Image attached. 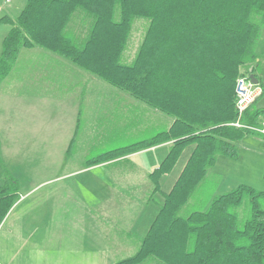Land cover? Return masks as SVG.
I'll return each mask as SVG.
<instances>
[{
    "label": "trees",
    "instance_id": "trees-1",
    "mask_svg": "<svg viewBox=\"0 0 264 264\" xmlns=\"http://www.w3.org/2000/svg\"><path fill=\"white\" fill-rule=\"evenodd\" d=\"M78 12L88 21L81 41L69 31ZM136 20L149 24L134 61L123 65ZM7 23L11 28L2 42L0 82L20 50L38 47L173 119L168 131L88 165L172 142L149 176L156 193L161 177L171 173L186 148L194 147L137 252L116 264H264V190L240 185L214 197L207 210L178 216L216 157L237 158V143L257 135L227 125L236 118L234 88L240 71L247 67L254 75L257 70L264 0H27ZM257 79L264 96V82ZM253 107L242 123L255 128L264 110ZM245 199L249 215L240 227L234 210ZM9 207L0 204V223Z\"/></svg>",
    "mask_w": 264,
    "mask_h": 264
},
{
    "label": "crops",
    "instance_id": "crops-1",
    "mask_svg": "<svg viewBox=\"0 0 264 264\" xmlns=\"http://www.w3.org/2000/svg\"><path fill=\"white\" fill-rule=\"evenodd\" d=\"M12 1L4 0L0 54L11 28L7 22L18 17L27 0ZM37 48L20 50L0 82V204L10 203L0 223V264H116L137 252L142 240L137 236L146 235L159 211L153 213L151 222L143 211L155 194L149 176L166 158L172 142L88 165L105 153L146 139L127 145L128 135L137 131L136 120L114 115L116 104L111 106L110 117L104 115L106 87L92 77L98 78ZM263 98L252 105L254 109L264 110ZM50 109L61 115L59 133L40 129L41 113ZM153 112L159 115L158 124L166 128L160 132L168 131L173 120ZM260 140L264 139L257 135L242 138L257 143L255 155L261 159L264 147ZM108 146L114 148L105 150ZM193 148H186L171 173L161 177L156 193L162 199ZM163 149L161 158L153 156L154 164L138 166V156Z\"/></svg>",
    "mask_w": 264,
    "mask_h": 264
},
{
    "label": "rangeland",
    "instance_id": "rangeland-1",
    "mask_svg": "<svg viewBox=\"0 0 264 264\" xmlns=\"http://www.w3.org/2000/svg\"><path fill=\"white\" fill-rule=\"evenodd\" d=\"M17 1L18 0H13L12 2L16 3ZM3 5H4V0H0V19L4 16V12H5L4 10L6 9V6ZM148 24L149 23L145 20H136L134 22L130 31V37L127 46L122 56L121 64L130 65L134 61L138 49L143 41ZM3 27L5 26L0 25V41L3 36L2 34H4ZM87 27H88L87 19L81 13L78 12L73 17V20L69 26V31L74 33V35L77 38L76 41H81L85 37ZM42 51L45 52L44 50ZM255 52L258 56L257 59L258 65L254 75L256 76V78H259L260 80H262V82H264V26L261 29L260 36L256 44ZM45 53L51 55V53L47 51ZM66 62L68 63V65H71L68 62V60ZM71 67L80 73L88 75L83 71L77 69L73 65H71ZM246 68L247 67H243L240 73L245 74V72H248L249 68L247 69ZM92 78L98 83L97 85L106 87V89L104 90V94H105L104 115L106 117H110L111 106L113 104L115 106L116 104L117 108L114 107L113 110L114 115H119V117L122 116V120H127L128 118H130L133 121L135 118L137 123V131L136 132L133 131L130 135H128V139H127L128 141H126L127 145L134 143L136 141L147 139L148 137L160 131H164L166 129L165 127H162L158 124L160 123L159 121L160 118L158 114L153 112V110L155 109H152L150 107L148 108L147 105L139 101L135 100L136 102H134V99H132L131 97L129 98L127 94H124L120 91H119L120 93L119 96L118 93H115L116 90L110 88L107 84H104L100 80L94 77ZM91 81L92 79L90 78V82ZM97 93H99L98 96L101 97L100 92L97 91ZM128 104H130V107L128 106ZM260 105L264 106V98L261 99ZM148 109L150 112H148ZM92 113L94 114L95 117L96 114L95 106L92 109ZM89 116H91V114ZM162 117H164L163 119L165 120H169V122L172 119L166 115L165 116L162 115ZM39 119H40L39 125L42 133H47L49 129H55L56 133H59L58 129L60 125L58 119H61V115L59 113H57L56 116L55 111L51 109L48 111H42L41 118ZM148 119H149V124H151L149 126H148ZM120 140H118L117 142H120ZM262 141L264 140H260L259 144L264 147V143ZM250 143H253L254 145ZM256 145H257L256 142H251V141L244 142L241 140L236 145L237 158L230 159L224 156H217L214 166L208 169L204 180L198 185L195 192L188 200L187 204L178 213V216L187 217L194 212L205 211L209 207V204L214 197L228 193L233 189H236L240 185H246V182H249L248 186L253 188L254 190L263 191L264 190V182H263L264 158L260 159V157L258 158L257 155H255ZM115 146L117 145H114V147ZM114 147L108 146L107 148H105V150H109ZM165 151L166 149H163L152 153V152H148L147 150L142 155L136 158V162L138 166L148 168V162L150 163V166L154 164L152 161L153 156H157V157L159 156V158H161V154H164ZM187 152L188 150L181 157L180 160L181 162L186 157ZM162 202L163 199L161 197V193H155L152 195L151 200L148 202V209L143 210L146 213L148 212L149 222H151L150 220H152L153 218L152 216H154L153 213L157 212L160 206H162ZM234 213H236L238 217V225L241 227L249 215L248 200L245 199L242 205L234 210ZM141 238H143V236H139V237L137 236L138 240H140ZM133 254L134 253L126 256L130 257ZM144 264H158V263L154 262L153 260H148V262Z\"/></svg>",
    "mask_w": 264,
    "mask_h": 264
},
{
    "label": "built area",
    "instance_id": "built-area-1",
    "mask_svg": "<svg viewBox=\"0 0 264 264\" xmlns=\"http://www.w3.org/2000/svg\"><path fill=\"white\" fill-rule=\"evenodd\" d=\"M263 95V89L259 84L250 81L248 74L240 75L235 81L234 109L236 118L227 126L235 129H244L264 137V120L258 127H250L242 123V118L247 110Z\"/></svg>",
    "mask_w": 264,
    "mask_h": 264
},
{
    "label": "water",
    "instance_id": "water-1",
    "mask_svg": "<svg viewBox=\"0 0 264 264\" xmlns=\"http://www.w3.org/2000/svg\"><path fill=\"white\" fill-rule=\"evenodd\" d=\"M249 79L252 83L254 84H258V79L256 77H254L253 74H251V70H249Z\"/></svg>",
    "mask_w": 264,
    "mask_h": 264
}]
</instances>
